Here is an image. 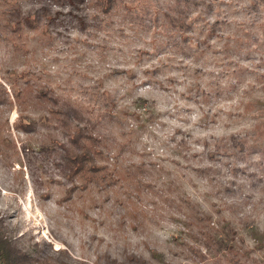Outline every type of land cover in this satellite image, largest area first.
Listing matches in <instances>:
<instances>
[{"label":"rangeland","instance_id":"374dc122","mask_svg":"<svg viewBox=\"0 0 264 264\" xmlns=\"http://www.w3.org/2000/svg\"><path fill=\"white\" fill-rule=\"evenodd\" d=\"M199 1L187 28L176 0H0V23L39 17L0 44V219L35 264H230L186 202L230 225L228 258L264 264V0ZM71 107L107 183L50 150Z\"/></svg>","mask_w":264,"mask_h":264},{"label":"trees","instance_id":"16d2710c","mask_svg":"<svg viewBox=\"0 0 264 264\" xmlns=\"http://www.w3.org/2000/svg\"><path fill=\"white\" fill-rule=\"evenodd\" d=\"M113 1L114 0H108V5L105 7L106 10L112 5ZM176 1L178 4L173 8V12H175L176 15L172 16V20H175L182 26L189 28V26L195 22L196 18L192 17L191 13L198 10L200 1ZM192 7L195 8L194 11L190 10ZM38 21L39 17H32L31 15H24L21 17V15L17 13L10 12V16L8 14V19H6L3 23H0V44L5 42L7 45L14 47L16 50L23 47L25 48L27 46V41L24 28L26 24L30 23L31 25H34ZM260 79L264 80V73H261ZM34 86L35 89H37L35 97L38 98L36 99H42L41 97L44 96L42 88L40 87L41 89H38L37 85ZM30 89L33 90L32 87ZM20 94V92L17 93V96L19 97ZM53 103V105L57 107L67 106L68 104V102L60 101L57 98L53 99ZM51 105L52 104L48 102L47 111L53 113L54 110ZM60 114L62 115V118L58 119V121L62 128L67 130V133H65L64 136L69 143H58L59 147L55 149L52 148L50 150H53L56 154L63 156L66 159L68 162V169L72 172L71 174L73 177L79 178L82 181V185L89 187L90 184L107 183L105 179L114 176V173L109 175L108 170L105 169L106 164H96L95 160V155H97V153H104L103 150L99 149L102 145L100 143L102 138L97 137V134L95 133L86 132L88 129L87 126L80 127L79 125H74L75 127H72L73 123L70 119L78 117V108L71 107L70 110L64 109L63 111H60ZM115 144L120 145L121 147L125 145V143H113L112 141L111 145ZM236 144V146L242 149L243 139L238 138V140H236ZM43 148L45 149L46 147ZM111 149V146L109 149H106L105 154L106 152L111 153ZM186 208L190 209V216L194 222L192 225L196 227L195 234L197 236V240L210 250V253L215 255L219 260L226 257V259H229L230 264H237L234 259L228 258L227 254L222 253L223 250L230 251L231 249L228 232H224L225 229H228V231L231 230L230 225H224V222L222 226L214 227L211 225V216L202 215L201 212L194 207L193 203L186 202ZM18 240L19 239H17L16 236L9 233L7 234L6 226L0 219V264H35L38 261L44 260V255L41 259L38 258V254L34 255L33 252L27 251L21 247L20 244H18ZM34 244L37 245L38 243L36 242ZM190 249L192 251L194 250V247L191 246ZM38 253L41 254V251L39 250ZM199 255H201L203 259L205 258L202 251H199Z\"/></svg>","mask_w":264,"mask_h":264}]
</instances>
